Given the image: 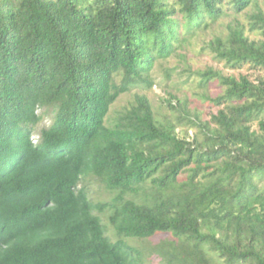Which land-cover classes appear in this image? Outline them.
I'll return each mask as SVG.
<instances>
[{
    "label": "trees",
    "instance_id": "1",
    "mask_svg": "<svg viewBox=\"0 0 264 264\" xmlns=\"http://www.w3.org/2000/svg\"><path fill=\"white\" fill-rule=\"evenodd\" d=\"M252 2L0 0V264H146L123 240L160 234L171 237L157 248L162 264H264V78L201 73V86L225 88L209 121L183 111L161 123L137 95L105 124L121 94L150 85L182 30ZM249 29L264 31L261 11ZM209 48L230 68L264 72V41L242 27ZM185 122L201 141L178 136ZM89 176L110 202L88 199L79 186ZM106 211L116 242L94 214Z\"/></svg>",
    "mask_w": 264,
    "mask_h": 264
},
{
    "label": "rangeland",
    "instance_id": "2",
    "mask_svg": "<svg viewBox=\"0 0 264 264\" xmlns=\"http://www.w3.org/2000/svg\"><path fill=\"white\" fill-rule=\"evenodd\" d=\"M167 2L172 3L174 0H167ZM222 9L221 17L215 21L205 19L204 24L193 29L191 34H184L182 30L178 41L174 43L172 53L166 58L156 59L148 71L147 79L150 85H138L121 94L111 105L105 124L111 126L117 115L134 103L137 95L148 99L155 118L161 123L178 124L179 115L183 111H187L192 117L198 116L201 121H209L211 116L223 108L209 100L223 95L225 88L214 79L201 86V73L212 70L236 79L245 76L254 84L262 80L264 72L261 69L248 64L230 68L224 60L216 56L209 48V44L216 39L225 41L231 26L242 27L244 36L250 41H264V31H250L249 29L250 17L259 11L264 14V0H253L248 8L238 14L234 13L228 5H224ZM120 79L121 77L117 75L115 82L118 84ZM41 112V110L38 111V113ZM52 115L53 113L48 110L44 114V119L34 127L31 137L33 144L38 142L40 131L50 125ZM252 129L258 131L256 122L252 123ZM176 132L180 138L189 142L195 139L202 140L198 129L190 127L187 122L177 126ZM79 187L84 188L88 199L93 203H108L114 195L107 191L103 183L94 176L84 178ZM94 214L105 226L106 236L112 242H116L118 238L107 222L108 212L101 214L94 212ZM170 239L169 235L160 234L142 241L135 239L123 241L128 246L141 250L146 264H162L157 248Z\"/></svg>",
    "mask_w": 264,
    "mask_h": 264
}]
</instances>
